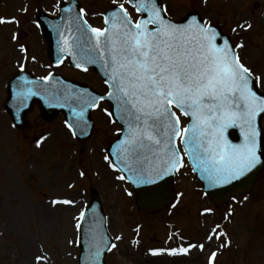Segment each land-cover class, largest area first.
<instances>
[{
  "label": "snow or ice",
  "instance_id": "6c2138e0",
  "mask_svg": "<svg viewBox=\"0 0 264 264\" xmlns=\"http://www.w3.org/2000/svg\"><path fill=\"white\" fill-rule=\"evenodd\" d=\"M112 3L116 7L108 14H101L102 28L93 27L84 19V9L53 28L59 36L60 51L72 57L76 68L88 71L85 65L99 64L103 70L109 89L107 99L115 102L116 116L123 125L118 132L123 138L110 153L116 160L109 155L103 158L111 169L120 173L116 179L137 187L155 185L184 167L186 157L193 171H198L207 186L213 188L239 180L261 163L264 129L259 120L264 114V94H258L256 87L264 81V74H254L242 62L237 49L245 45H232L228 39L219 43L221 34L197 15L190 14L181 22L173 21L168 17L167 7L158 0H112ZM126 4L134 10L135 19ZM61 11L70 13L71 9ZM3 23L18 21L0 18V24ZM12 39H17L15 33ZM20 51L27 53L23 45ZM62 61L63 57L58 64ZM19 71H25L23 63ZM22 79L23 84H18L15 92L17 112L27 106L31 97L41 96L43 92L45 100L58 101L54 106L70 108L72 122L65 124L73 137L77 136V129L80 134L85 133L89 126L88 110L98 108L105 100V96L87 90L46 87L40 83L44 81L51 86L52 73L38 80ZM72 102L76 107H72ZM102 111L109 117L114 115L107 109ZM182 118H187V122ZM115 122L113 119L112 123ZM230 129L239 130L240 143L229 138ZM44 139L37 141V148ZM79 175L83 177L85 173L81 171ZM125 192L133 196L132 191L125 189ZM141 195L151 200L155 193L147 189ZM50 203L74 205L75 201L56 198ZM86 218V212L81 211L76 218L77 230ZM89 233L93 264H98L102 250L111 251L117 245L109 244L102 233L92 228ZM220 235L224 234L213 229L207 239L210 241L213 236L219 239ZM197 247L204 249L203 244H189L156 249L152 254H188ZM215 257L216 253L212 252L209 264H213ZM47 259L46 254L36 255L33 264H46Z\"/></svg>",
  "mask_w": 264,
  "mask_h": 264
},
{
  "label": "rangeland",
  "instance_id": "374dc122",
  "mask_svg": "<svg viewBox=\"0 0 264 264\" xmlns=\"http://www.w3.org/2000/svg\"><path fill=\"white\" fill-rule=\"evenodd\" d=\"M59 1L1 0L0 15L6 19L15 18L19 23V27L11 25L10 28L0 25L2 97L6 93L2 85L14 71L12 61L20 56L16 48L19 43L12 42L11 35L20 33L22 43H31V55L42 52L40 62L47 64L46 47L43 49L44 41L38 39L41 35L35 28L34 19L38 10L55 13ZM79 1L85 4L92 23H98L100 14L113 4L112 0ZM162 1L172 19L180 20L195 10L204 20L231 36L234 45L243 43L245 47L239 49L242 61L254 74H264V0ZM249 24L251 28L247 27ZM62 73L70 75L67 69ZM79 79L101 92L104 90L101 80L93 73L80 74ZM262 85L264 91V81ZM102 109L108 108L101 105L92 114L95 133L85 152L81 153L79 143L65 130L62 117L48 123L40 118L41 113L36 107L29 116L27 128L18 131L13 127L6 128L8 121L0 107V181H3L0 183V233L3 234L0 235V264H33V258L39 254L47 255L46 264H77L74 227L79 212L90 201L92 186L109 217L112 236H123V241L108 257V264H206L207 254L223 245L222 241L217 243L207 239L216 224L221 225L220 230L231 240V246L224 248L218 256L217 264H264V171L247 199L240 196L215 207L204 197L201 185L185 167L175 183L180 194L176 209L141 213L135 197H128L125 192V189L130 191V186L117 180L118 175L109 170L103 159L108 143L118 134L119 127L111 123ZM44 137L41 147L37 148V141ZM81 171L85 176L79 175ZM56 198H78L79 206H52L50 201ZM206 209L210 211L202 215L201 211ZM137 227H140L142 244L133 249L129 243ZM10 230L17 232L15 238H8ZM169 232L174 233V237L205 244L207 252H196L191 258H150L149 249L162 248ZM5 239L10 241L9 250L3 247ZM237 249L240 256H237Z\"/></svg>",
  "mask_w": 264,
  "mask_h": 264
},
{
  "label": "water",
  "instance_id": "95a60500",
  "mask_svg": "<svg viewBox=\"0 0 264 264\" xmlns=\"http://www.w3.org/2000/svg\"><path fill=\"white\" fill-rule=\"evenodd\" d=\"M61 23H62V18L59 21L53 23L52 27H53L54 24H61ZM45 27H46L45 29L48 30L49 27L47 25H45ZM48 37H49V40L51 42L53 40H55L54 36L53 35L51 36L49 33H48ZM57 37H58V35H57ZM218 42L222 44L223 43V38L221 37ZM59 44H60V41H59ZM52 53L54 54V48L52 49ZM70 58H71V61H72V57L71 56H70ZM72 63H73V61H72ZM85 66H87V65H85ZM89 66L91 67V66H93V64H89ZM101 73L103 75V71H101ZM103 77H104V75H103ZM22 78H26L27 80H31L26 75L17 77L15 79V81L13 82V87H12V100H14V101H16L15 92L18 90L17 89V85L18 84H23V79ZM41 84H44L46 87H54V88H62L64 86H71L73 91L87 90L89 93L95 95L90 89L86 88L83 85H73L71 83H66V82H63L62 79H60V78H53L51 86H48L46 83H41ZM42 97H43V92H42L41 96H33V97H31L27 101V106L20 108L19 112L16 111V113L17 114H21L23 111H25V112H23V117H24L26 112H28L29 110L32 109L33 103L36 100H38L41 103V108L43 109L45 114L51 115V114H54L57 110H63V111L66 112L68 120L69 119L72 120V112H71L69 107H63L62 108V107L54 106L56 103H58V101L51 100V99L45 100ZM59 102H63V101H59ZM15 104L17 105V102H15ZM72 106L76 107V104L72 102ZM91 110L92 109H89L87 114H86L88 122L90 121L89 114H90ZM13 112H14V110L11 111V114H13ZM91 131H92V125L89 122V126L85 130L84 134H80V130L77 132L78 133L77 135L80 138L82 143L91 135ZM232 132H235L236 139H233V137L231 135ZM229 138L232 140L233 143H240L241 142V137H240V134H239V130L238 129H230L229 130ZM260 150H261V153H264V138H263V135H262V138H261V148H260ZM262 169H264V155H261V163H259L254 169H252L244 177H241L239 180L233 181L231 184L217 186V187H213V188H209L207 186V182L201 178V175H200V173L198 171H195V173L197 174L198 178L201 180V182L203 184V191L206 194H208L211 197V199L216 204H219V203H222L225 200V198H226L224 196L225 193H228L229 197L236 195L237 191H240L241 193H248L251 190V188H252V186H253V184H254V182L256 180V176L258 175V173ZM173 180H174V174L165 177L163 180L159 181L155 185H141V186H138V187L133 185L134 192L138 196V205H139L140 209H142V210H155V209L164 207V206H166L168 204H171L175 200V194H174L173 189H172ZM147 189H150V190H152L155 193L154 197L151 200H145L144 197L141 195V193L143 191L147 190ZM84 233H85V231H84ZM84 236H85V234H84ZM84 236H83V239H85ZM86 246H89L88 242H86ZM83 250H85V248H83ZM106 250L107 249L102 251L101 256L99 258L100 259V263L99 264H102L101 261H102V258L104 256V253L106 252Z\"/></svg>",
  "mask_w": 264,
  "mask_h": 264
}]
</instances>
